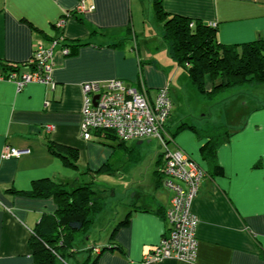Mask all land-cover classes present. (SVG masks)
<instances>
[{
  "label": "crops",
  "instance_id": "1",
  "mask_svg": "<svg viewBox=\"0 0 264 264\" xmlns=\"http://www.w3.org/2000/svg\"><path fill=\"white\" fill-rule=\"evenodd\" d=\"M80 1L0 0L1 61L26 62L38 42L56 35L76 48L69 55L59 45L53 48L48 84L29 82L19 89L14 81L0 79V264H34L31 233L43 215H52L57 208L52 196L31 197L27 192L42 181L70 190L108 158L101 160L96 145L106 138L95 132L88 140L81 135L84 82L118 78L151 100L166 86L175 103L184 102L183 88L190 80L168 54L153 0H83L94 8L78 12L75 6ZM162 7L169 14L216 22V38L225 45L264 40V0H162ZM69 11L75 15L54 27ZM253 84H249L253 92L240 89L227 97L235 98L234 106L228 107L235 113L228 110L227 122L219 119L195 129L183 125L173 135V144L205 172L192 203L198 219L197 264H264V98L256 92L262 84ZM211 87L206 76L205 89ZM225 125L229 136L210 164L201 152L207 137L195 130ZM144 140L151 139L126 142L139 152L127 156L132 180L121 193L112 190L109 223H101L106 216L102 213L92 223L100 222L104 235L91 240L89 228L81 237L84 254L75 264L88 256L86 249L99 256L96 264H187L172 258L143 262V256L167 234L164 212L173 195L158 180L160 149L142 156V149L135 147ZM54 143L77 152L76 166L50 150ZM5 145L29 152L3 159ZM111 162H117L115 156ZM126 216L128 222L119 226Z\"/></svg>",
  "mask_w": 264,
  "mask_h": 264
},
{
  "label": "trees",
  "instance_id": "2",
  "mask_svg": "<svg viewBox=\"0 0 264 264\" xmlns=\"http://www.w3.org/2000/svg\"><path fill=\"white\" fill-rule=\"evenodd\" d=\"M153 10L161 22L162 37L170 58L186 71L191 84L198 92L211 95L223 88L245 83L264 84V40L225 45L218 42L216 27L200 20L169 14L163 10L162 0H153ZM74 15V11H69L62 13L60 19L65 20ZM191 23L193 25L190 26ZM54 27L59 28L57 23ZM53 40H58L61 47L68 49L66 55L76 50L62 35L51 37L45 42ZM27 65V62L11 63L0 60V67L3 70L21 72L25 71ZM206 76L212 83L210 90L205 89ZM196 132L202 137H207L201 146V152L209 163L213 164L217 148L229 136L228 129L226 126H219L209 131ZM95 133L106 138L101 141L104 144L113 147L126 144L111 131L98 130ZM49 148L53 153L61 155L69 165L76 166L77 152L73 149L57 143L50 144ZM107 165L104 163L97 171L105 170ZM161 168L162 164L157 174L162 184ZM26 194L31 197L52 196L57 203L54 214L43 215L31 233L29 245L34 264H64L62 262L64 255L75 256L76 249L73 243L76 236L86 232L97 214L103 210L104 198L93 189L92 182H83L67 190L63 184L42 181ZM127 222L128 216L120 221L119 226ZM106 247L103 250H106ZM86 252L88 256L77 264H96L99 256H92L91 249H86Z\"/></svg>",
  "mask_w": 264,
  "mask_h": 264
},
{
  "label": "built area",
  "instance_id": "3",
  "mask_svg": "<svg viewBox=\"0 0 264 264\" xmlns=\"http://www.w3.org/2000/svg\"><path fill=\"white\" fill-rule=\"evenodd\" d=\"M93 8L94 5H86L83 0L75 6L78 12L91 11ZM63 24L64 19L61 18L57 25ZM209 25L217 26L216 22ZM56 45L60 46L61 43L58 40L38 42L30 59L26 61L28 65L25 71L0 68V79L14 81L19 89L29 82L50 83L51 56ZM61 49L67 54V48ZM82 92L84 102L80 130L84 139H91L93 132L98 130H107L125 142L145 138L158 141L163 159L161 182L173 193L165 210L169 229L159 243L143 256V262L172 258L187 264H197L198 219L192 212V203L205 172L190 156L173 144L166 129L172 107L168 87L159 88L155 98L151 100L143 91L114 78L86 81L82 84ZM95 96L97 99H94ZM28 152L26 149L5 145L1 158L19 157Z\"/></svg>",
  "mask_w": 264,
  "mask_h": 264
},
{
  "label": "rangeland",
  "instance_id": "4",
  "mask_svg": "<svg viewBox=\"0 0 264 264\" xmlns=\"http://www.w3.org/2000/svg\"><path fill=\"white\" fill-rule=\"evenodd\" d=\"M245 84L246 85L241 84L243 86H239V87L233 86L234 88L232 87L223 88L222 90H219L218 92L214 94L207 95L204 93L200 94L196 92V90L193 88V86L191 85L189 81L188 85L184 86L185 89L183 88L184 102L182 103L181 106L179 105V103H175V100L173 99L172 95L170 98L172 107H171V113L167 120L166 126H168L169 130L173 131L172 133L169 132L172 139L176 131L180 127H183V125L192 126V127L193 126H196V127L197 126H208L211 124V121H215L219 119H224V121L227 122L231 118V116L227 115V112L229 110L228 107L229 105L230 107L234 106V100L232 99H235V98H232L234 95L231 96L229 99L227 97H229L231 93L234 94V93L240 92L242 89L248 90L249 92H253L252 86H249V84H253V83H245ZM259 87L260 88H258L256 92L259 96L264 98V84H262V86H259ZM224 96L226 98H222ZM229 112L235 113V109L230 108ZM171 120H174V122H171ZM226 128L228 129L227 126ZM193 129L195 128L193 127ZM196 131L204 132L203 130H196ZM129 142H128L129 144H135L134 141H129ZM128 143H126L125 146H115V147L111 145H107V144L104 145V143L96 144L97 147L100 149L99 156L101 160L108 157L105 162L106 164H108L107 168H105V170L103 171L102 170L97 171V172L92 171L91 173L86 174V176L85 175L82 176L81 183L92 182L93 189L96 190L104 198V207H103V210L100 212L103 215L106 214L105 218L101 220V223L104 225L107 221H108L107 224L109 223L108 219L110 217V213H112L113 211V207L110 208V206L112 205L111 202L113 203L112 196H111L112 190H115L118 193H121V191L124 190V187H126L132 180V176H133V170L131 168L132 162L127 160L128 159L127 156L135 157V156H138L139 152L137 150L135 151L134 147H132L133 151L130 150L129 149L130 146ZM135 147H140L142 149V152H141L142 156H144V154L148 150L158 151L160 149L158 141L154 138H152L150 142L148 143L144 140L141 144L135 145ZM134 151L136 152L135 154L133 153ZM114 156H115V160L117 161L116 163L111 162L112 157ZM120 158L122 159L120 160ZM108 160H110V163ZM162 163H163V159H162ZM100 164H101V161L96 165V167L100 168L102 166V165L100 166ZM124 168L126 169L125 173L120 174V172ZM81 170H82V167H81ZM130 192H131L130 195H132L133 190H130ZM96 219H98V217ZM99 223L100 222L98 221H96L94 224L91 223L88 229L86 230V232L81 233L76 236L74 243H73L74 248L77 249L75 256L71 257V256L64 255V260H62L64 264H75L77 260H80L82 258L84 252L82 251V249H80V247L82 246L81 237L85 233H87L89 228L92 227L93 229L91 240H95L96 238H101L104 235V231L102 229L103 226L98 227Z\"/></svg>",
  "mask_w": 264,
  "mask_h": 264
},
{
  "label": "water",
  "instance_id": "5",
  "mask_svg": "<svg viewBox=\"0 0 264 264\" xmlns=\"http://www.w3.org/2000/svg\"><path fill=\"white\" fill-rule=\"evenodd\" d=\"M94 99H97V96H95Z\"/></svg>",
  "mask_w": 264,
  "mask_h": 264
}]
</instances>
